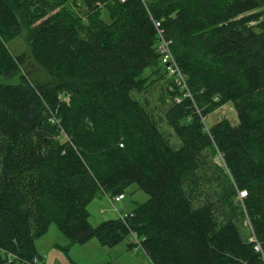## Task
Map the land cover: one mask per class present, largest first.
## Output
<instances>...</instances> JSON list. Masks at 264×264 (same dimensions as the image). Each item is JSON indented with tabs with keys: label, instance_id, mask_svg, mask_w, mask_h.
<instances>
[{
	"label": "trees",
	"instance_id": "trees-1",
	"mask_svg": "<svg viewBox=\"0 0 264 264\" xmlns=\"http://www.w3.org/2000/svg\"><path fill=\"white\" fill-rule=\"evenodd\" d=\"M263 17L264 0H0V76L25 63L7 43L26 27L53 78L0 82V264H41L52 223L75 243L132 237L152 264H264ZM228 103L237 124L207 128ZM133 183L147 201L90 223L95 197Z\"/></svg>",
	"mask_w": 264,
	"mask_h": 264
},
{
	"label": "rangeland",
	"instance_id": "rangeland-1",
	"mask_svg": "<svg viewBox=\"0 0 264 264\" xmlns=\"http://www.w3.org/2000/svg\"><path fill=\"white\" fill-rule=\"evenodd\" d=\"M68 5L80 13L85 20L86 10L80 1L75 4L68 3ZM102 17L108 20V13L105 8L102 9ZM7 45L15 55L25 52L26 61L15 75L11 77L0 76V82L18 84L27 81L33 85H40L53 80L48 72L33 59L30 52L29 30L26 27L22 29L19 36L10 39ZM166 78L169 79L170 77ZM162 83H159L149 95L153 105L157 103ZM164 84L166 83L164 82ZM222 120L237 124V113L231 103L208 114L205 118L206 127L210 128ZM162 128L167 133H172L169 126L163 124ZM177 141L179 142L178 138L172 135L171 142L176 143ZM215 161L224 166L220 154H217ZM124 195L125 198L117 202L115 206L112 205L111 198L106 194L95 197L87 206L90 223L95 226L105 220L119 218L121 215L131 212L137 205L149 198V195L135 183L127 187ZM243 232L246 236L251 237V226L247 220L243 224ZM131 240H133L132 237L126 238L112 247L103 246L96 238L85 243H75L68 239L55 223H52L48 232L36 240V247L42 255L41 264H106L108 262L113 264H152L143 249L138 246L132 249L129 248Z\"/></svg>",
	"mask_w": 264,
	"mask_h": 264
},
{
	"label": "built area",
	"instance_id": "built-area-1",
	"mask_svg": "<svg viewBox=\"0 0 264 264\" xmlns=\"http://www.w3.org/2000/svg\"><path fill=\"white\" fill-rule=\"evenodd\" d=\"M120 1H125V0H120ZM160 26V23L159 22H156V27H159ZM160 33V37H161V44H160V51L162 53V61L163 63L166 64V68H167V71H168V74L170 76H173L175 77V80L178 84H183V86H186L185 84V80H184V76L182 75V73L180 72V69L177 65V63L175 62L174 58H173V55L171 53V50H170V47H169V41H167L163 35L161 34L162 32L159 31ZM247 193L246 191H241L240 192V198H244L246 197ZM125 198V195L124 194H120L118 196H115L113 198H111V202H112V205L115 206V204L121 200H123ZM122 216V215H121ZM252 241L255 242V250L256 251H259V252H262L263 253V248L261 246V244L256 240V238L253 236L252 238ZM11 258V256H10Z\"/></svg>",
	"mask_w": 264,
	"mask_h": 264
}]
</instances>
